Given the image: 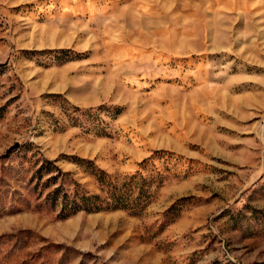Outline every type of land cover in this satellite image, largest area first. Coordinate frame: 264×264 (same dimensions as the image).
Here are the masks:
<instances>
[{"label": "rangeland", "instance_id": "obj_1", "mask_svg": "<svg viewBox=\"0 0 264 264\" xmlns=\"http://www.w3.org/2000/svg\"><path fill=\"white\" fill-rule=\"evenodd\" d=\"M46 161L151 202L58 220ZM0 264H264V0H0Z\"/></svg>", "mask_w": 264, "mask_h": 264}, {"label": "trees", "instance_id": "obj_2", "mask_svg": "<svg viewBox=\"0 0 264 264\" xmlns=\"http://www.w3.org/2000/svg\"><path fill=\"white\" fill-rule=\"evenodd\" d=\"M82 115L83 112L75 109L71 113V123L74 126L80 125ZM87 131L97 136H105V133L96 129L89 128ZM87 174L94 179L100 194H90L76 183L71 187L64 180L63 173L50 161H46L35 171L39 182L45 178L41 190L42 192L49 190L45 195V201L50 209L57 212L58 220L68 219L78 213L92 214L107 211H126L138 216L151 202V183L143 185L137 180V175L130 176L126 182L118 176L112 177L94 167H91Z\"/></svg>", "mask_w": 264, "mask_h": 264}]
</instances>
